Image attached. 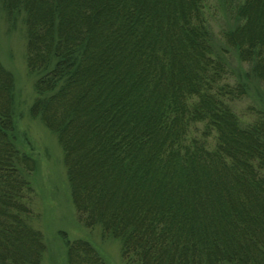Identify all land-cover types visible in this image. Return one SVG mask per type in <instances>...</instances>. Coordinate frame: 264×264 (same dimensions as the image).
Returning <instances> with one entry per match:
<instances>
[{"label":"trees","instance_id":"1","mask_svg":"<svg viewBox=\"0 0 264 264\" xmlns=\"http://www.w3.org/2000/svg\"><path fill=\"white\" fill-rule=\"evenodd\" d=\"M208 2L0 0L12 24L24 14L29 110L57 136L78 218L127 264H264V111L234 110L248 72L213 48ZM233 11L222 40L264 88V0ZM13 96L0 62V264H41ZM66 242V264H109Z\"/></svg>","mask_w":264,"mask_h":264},{"label":"rangeland","instance_id":"2","mask_svg":"<svg viewBox=\"0 0 264 264\" xmlns=\"http://www.w3.org/2000/svg\"><path fill=\"white\" fill-rule=\"evenodd\" d=\"M236 0H209L208 23L213 48L228 63L236 75L245 76L246 92L233 102L236 113L245 122L254 119L255 111H264L263 82L253 72L251 64L238 58L237 51L222 40V32L239 22L233 6ZM231 2V3H230ZM24 16V14H23ZM23 16L14 24L0 7V62L11 72L14 81L13 114L17 144L30 152L37 161L29 175L33 187V224L45 242L41 264H66V241L81 238L89 241L109 264H127L121 257V242L103 235L100 226L86 227L78 218L72 202L62 148L54 132L30 113L36 76L26 63V32Z\"/></svg>","mask_w":264,"mask_h":264}]
</instances>
